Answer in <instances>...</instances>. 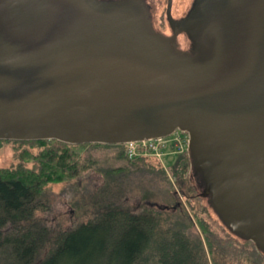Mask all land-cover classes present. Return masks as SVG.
<instances>
[{
    "label": "water",
    "instance_id": "obj_1",
    "mask_svg": "<svg viewBox=\"0 0 264 264\" xmlns=\"http://www.w3.org/2000/svg\"><path fill=\"white\" fill-rule=\"evenodd\" d=\"M170 4L190 50L144 0H0V138L184 130L200 194L264 253V0H193L178 19Z\"/></svg>",
    "mask_w": 264,
    "mask_h": 264
},
{
    "label": "trees",
    "instance_id": "obj_2",
    "mask_svg": "<svg viewBox=\"0 0 264 264\" xmlns=\"http://www.w3.org/2000/svg\"><path fill=\"white\" fill-rule=\"evenodd\" d=\"M14 140L37 143L40 149L26 154L30 165L0 166V264H206L200 237L190 235L186 229L180 232L161 228L156 203H146L138 210L118 203L121 197L111 189L115 183L119 186L116 173H122L120 167L108 170L100 191L102 197L99 200L94 193L91 195L90 215L74 227L52 231L36 216L39 209L45 208L47 184L77 174L73 146L104 144L123 149L122 143ZM188 162L186 155L184 167ZM111 178L113 182H109ZM200 224L218 246V235L204 220ZM255 249L264 257L261 250ZM215 256V264L228 263L225 257ZM243 263L251 264V260Z\"/></svg>",
    "mask_w": 264,
    "mask_h": 264
},
{
    "label": "rangeland",
    "instance_id": "obj_3",
    "mask_svg": "<svg viewBox=\"0 0 264 264\" xmlns=\"http://www.w3.org/2000/svg\"><path fill=\"white\" fill-rule=\"evenodd\" d=\"M151 2L157 6L154 8L153 5L155 13L160 14L164 0ZM167 137L159 139L154 147L147 143L151 152L145 155H129L124 148L113 145L73 146L71 151L78 163L77 174L67 180L47 184L43 198L45 208L39 209L36 216L52 231L74 227L90 215L94 199L91 195L94 193L99 200L102 197L100 191L107 181L105 175L108 170L120 167L122 173H116L119 186H115V183L111 189L116 197H121L118 203L132 210H138L146 203H159L155 211L160 227L180 232L186 229L190 235L199 236L206 264H215L216 254L219 259L225 257L229 264L250 263V260L251 264L256 261L263 264L264 257L256 251L253 241L238 237L226 228L196 188L190 161L185 167L183 165V158L188 155L186 131L173 132ZM39 149L34 142L1 140L0 166L30 165L31 160L26 158V154H33ZM135 158L138 160L130 164L129 160ZM161 204L165 206L160 207ZM201 219L209 230L218 235L221 241L218 246L215 239L207 237L206 231H203ZM210 239L213 243L211 246Z\"/></svg>",
    "mask_w": 264,
    "mask_h": 264
},
{
    "label": "flooded vegetation",
    "instance_id": "obj_4",
    "mask_svg": "<svg viewBox=\"0 0 264 264\" xmlns=\"http://www.w3.org/2000/svg\"><path fill=\"white\" fill-rule=\"evenodd\" d=\"M193 0H171L170 4V14L173 18H180L184 16L191 7ZM146 7L149 10L150 19L152 22L153 27L157 30L162 32L166 35H174L178 46L182 49L190 50L192 48V40L189 38L186 32L184 31H174L171 27V24L168 20L167 16V7H168V0H164L163 8L160 11V14H156L154 8L156 4L152 3L151 0H144ZM154 5V8H153ZM174 132L181 133L185 132L180 129H176ZM197 188V186H196ZM198 189V188H197ZM199 190V189H198ZM179 205L180 203L177 202ZM175 207V206H173Z\"/></svg>",
    "mask_w": 264,
    "mask_h": 264
},
{
    "label": "built area",
    "instance_id": "obj_5",
    "mask_svg": "<svg viewBox=\"0 0 264 264\" xmlns=\"http://www.w3.org/2000/svg\"><path fill=\"white\" fill-rule=\"evenodd\" d=\"M168 138L166 136L152 137V138H144L139 140H129L123 143L124 150L127 151L129 155H145L146 152H151V147L155 146V143L159 141V139ZM147 143L151 145V147L146 146ZM157 148V147H156Z\"/></svg>",
    "mask_w": 264,
    "mask_h": 264
}]
</instances>
